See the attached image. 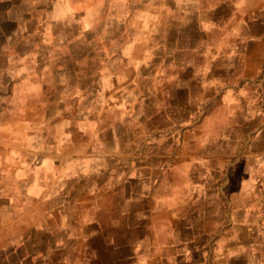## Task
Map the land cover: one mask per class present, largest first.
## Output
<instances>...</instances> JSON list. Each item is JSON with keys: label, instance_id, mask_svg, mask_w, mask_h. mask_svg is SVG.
Here are the masks:
<instances>
[{"label": "crops", "instance_id": "obj_1", "mask_svg": "<svg viewBox=\"0 0 264 264\" xmlns=\"http://www.w3.org/2000/svg\"><path fill=\"white\" fill-rule=\"evenodd\" d=\"M0 264H264V0H0Z\"/></svg>", "mask_w": 264, "mask_h": 264}, {"label": "rangeland", "instance_id": "obj_2", "mask_svg": "<svg viewBox=\"0 0 264 264\" xmlns=\"http://www.w3.org/2000/svg\"><path fill=\"white\" fill-rule=\"evenodd\" d=\"M93 81L98 83L100 81V77H94L93 76ZM93 94H97V93H93ZM42 110L45 113H47L46 111H49L50 109H36V108L14 109L13 110V115L24 116V117L28 116L29 119L30 118L33 119L37 115V112L41 113ZM81 112H83V109H81L79 107H75V108H73V107H62V108L59 109V115L61 117H73V116L79 115ZM7 126H9V124H7ZM10 127H12V130L18 131V130L21 129L22 125L19 124V123H17V124L13 123L12 125H10Z\"/></svg>", "mask_w": 264, "mask_h": 264}]
</instances>
